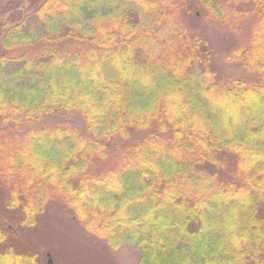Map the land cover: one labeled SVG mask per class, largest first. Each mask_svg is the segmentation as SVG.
Instances as JSON below:
<instances>
[{"label": "trees", "instance_id": "obj_1", "mask_svg": "<svg viewBox=\"0 0 264 264\" xmlns=\"http://www.w3.org/2000/svg\"><path fill=\"white\" fill-rule=\"evenodd\" d=\"M192 8L248 29L224 58L247 77L224 79L210 44L172 23ZM228 8L44 0L0 21V175L20 213L0 222V264H38L6 243L55 200L137 264H264V0ZM116 139L130 143L117 166L94 171Z\"/></svg>", "mask_w": 264, "mask_h": 264}, {"label": "rangeland", "instance_id": "obj_2", "mask_svg": "<svg viewBox=\"0 0 264 264\" xmlns=\"http://www.w3.org/2000/svg\"><path fill=\"white\" fill-rule=\"evenodd\" d=\"M43 1L15 0L13 5L8 1L1 11L0 21L8 18L12 23L18 22ZM222 1L229 7L228 12L231 11L234 0ZM176 16L172 22L175 26L181 27L180 29L185 28L190 34L200 36L210 44L214 52V67H218L224 79L235 80L247 77L238 66L224 60L233 47L243 42L247 28L243 29L242 33H237L226 26L207 20L204 11L196 12L193 8L186 15L182 12ZM19 51L20 49H14L12 53ZM54 122L56 121L51 123ZM72 126L77 130L79 128L77 122H73ZM115 141L112 143L113 147H109L112 154L110 157L94 159V171L117 166L120 158L119 150H123L130 143L119 139ZM5 181L6 179L1 178L0 175V222L6 219L17 226L20 214L18 210L4 208V201L9 194V187ZM7 243L22 252L36 255L38 264H137L140 258L139 250L131 244L111 251L103 241L84 232L81 225L72 220L64 204L56 200L50 201L45 206L43 214L38 217L34 227L22 229L20 238H12Z\"/></svg>", "mask_w": 264, "mask_h": 264}, {"label": "flooded vegetation", "instance_id": "obj_3", "mask_svg": "<svg viewBox=\"0 0 264 264\" xmlns=\"http://www.w3.org/2000/svg\"><path fill=\"white\" fill-rule=\"evenodd\" d=\"M6 244H8V243H6ZM6 244H4V245H6ZM50 262V261H49Z\"/></svg>", "mask_w": 264, "mask_h": 264}]
</instances>
